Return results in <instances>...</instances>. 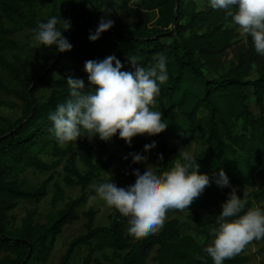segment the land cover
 Listing matches in <instances>:
<instances>
[{
	"label": "trees",
	"instance_id": "trees-1",
	"mask_svg": "<svg viewBox=\"0 0 264 264\" xmlns=\"http://www.w3.org/2000/svg\"><path fill=\"white\" fill-rule=\"evenodd\" d=\"M36 1L0 0V38L8 48H16L8 40L15 31L7 30L5 21L19 20L20 26L34 36L38 25L33 14ZM60 1L66 8L57 13L58 0H49L51 14L71 22L70 30L63 33L72 45L70 52L43 48L42 63L32 69L18 58L7 61L0 55V67L18 87L10 90L0 82V90L22 106L17 119L0 117V264L47 263L56 238L78 220L77 209L87 203L89 186L112 166L107 143L98 138L84 137L63 147L56 141L48 114L69 98L65 80L83 79L87 90L84 64L88 60L101 61L115 55L125 65L122 70H131L127 62L130 58L135 57L140 66L148 67L160 54L167 57L168 80L160 87L156 109L162 111L168 126L154 135L157 152L163 154L162 158L158 155L157 171H169L199 135L205 152L202 158H193L199 172L212 181L186 209L191 233H184L179 221L171 219L157 234L137 239L128 234L127 217L118 211L108 227H95V213L89 211L85 214L84 234L69 243L57 264H70L75 251L83 247L89 251L87 260L96 251L110 249L119 260L117 264H213L204 249L213 239L210 233L218 227L221 205L232 188L247 200L245 212L253 208V202L264 201V56L256 53L252 38L234 25L224 11L213 10L206 2L199 9L197 2L201 0H143L145 9L158 15L154 28L138 24L133 30H126L113 25L94 43L88 37L105 16L92 19L87 13V0ZM41 90L49 92L42 102L37 99ZM249 96L258 115L250 110ZM168 137H175L177 148L168 147ZM111 141L116 145L123 142L118 135ZM132 153H139V148L135 147ZM42 158L53 162L48 165ZM66 158L69 160L63 182L67 187L78 188L80 196L50 214L42 225L35 222L33 213H28L20 226L14 227L10 213L18 203H39L46 197L50 182L46 180L39 188H32L19 177L26 169L51 172ZM76 158L85 167L84 173L77 169ZM137 169L138 163L133 164L129 154L122 175L126 186L134 182L133 172ZM221 169L230 187H218L214 182ZM257 181L259 186L248 193L247 189L255 188ZM59 200H63V192L57 189L55 201ZM260 208L264 209V205ZM172 210L175 209L167 214ZM246 263L247 258L238 255L224 261Z\"/></svg>",
	"mask_w": 264,
	"mask_h": 264
},
{
	"label": "clouds",
	"instance_id": "clouds-1",
	"mask_svg": "<svg viewBox=\"0 0 264 264\" xmlns=\"http://www.w3.org/2000/svg\"><path fill=\"white\" fill-rule=\"evenodd\" d=\"M201 2L213 10L224 11L234 25L252 38L256 53L264 56V0ZM70 27V21L51 16L34 29L33 40L43 48L54 47L58 53L70 52L72 45L63 35ZM112 27L113 21L105 15L90 33L89 41L96 42ZM127 62L131 70H122L125 65L115 55L101 61H86L87 90L83 79L65 80L69 98L48 114L51 131L60 146L84 137L107 143L117 135L131 146L134 137L158 135L168 126L162 111L156 109L160 87L168 80L167 57L160 54L148 67L140 66L135 57ZM153 147L155 141L145 144L143 151L146 153ZM130 155L133 164L147 160L141 153ZM158 155L162 158L163 154ZM133 175L134 182L126 187H118L112 179L100 183L91 199L99 197L108 207L129 218L128 234L137 239L157 233L165 223L168 210H186L212 183L207 174L199 172L197 161L187 152L181 153L169 171L158 172L145 164ZM214 182L218 187H230L222 169ZM246 204L247 200L232 188L221 205L218 227L211 231L213 239L204 249L213 264H224L253 240L264 239V209L255 207L245 212Z\"/></svg>",
	"mask_w": 264,
	"mask_h": 264
},
{
	"label": "rangeland",
	"instance_id": "rangeland-1",
	"mask_svg": "<svg viewBox=\"0 0 264 264\" xmlns=\"http://www.w3.org/2000/svg\"><path fill=\"white\" fill-rule=\"evenodd\" d=\"M197 4L199 9L204 5V3L200 1H198ZM64 8H66V5L58 0L56 12L60 13ZM86 9L88 15L92 19L107 15V18L113 21V25H119L126 30H133L138 24H145V27L148 29L154 28L158 19L156 13L148 12L145 9L143 0H87ZM51 12L52 7L49 0L36 1L33 14L35 15L38 24L46 22L47 19L52 16ZM142 14H144L145 17ZM5 27L9 31H15L8 37V40L12 41L16 45V48H8L0 38V55L7 61H12L14 58H18L29 69L38 67L42 63V57L45 54L43 47L34 42L33 36L30 35L26 28L20 26L19 20L5 21ZM0 82L7 89L13 90L18 88L8 72L1 67ZM48 94V91L41 90L37 93V99L42 102L48 97ZM248 103L251 112L254 115H258L259 110L255 106L251 96H249ZM21 110L22 106L19 101L0 90V117L15 120L20 116ZM152 141H155V147L145 153L143 151L144 145L151 143ZM177 144L178 142L175 137H168V147L170 149L177 148ZM135 147L139 148V153L147 157L145 163H138L139 170H142L145 167V164L150 165L156 171L160 168V159L157 152L158 147L154 135L133 138L131 146L126 145L124 142L119 145L114 144L112 141L107 142V155L112 156L113 158L110 170L102 172L99 175V181L89 186L87 190L89 193L87 203L77 209L78 220L72 225L66 226L62 233L56 238L51 256L45 264H57L67 250L69 243L76 237L84 234V225L87 221L85 214L87 212L92 211L95 213L93 221L95 227H108L110 225L111 219L116 210L108 207L99 197L96 199H91V197L95 196V187L97 185L107 182L110 179H112L118 187H126V182L122 176L126 171L127 159H125V157L131 154ZM182 152H187L192 157L202 158L205 152V147L202 144L201 136L198 135L193 144ZM68 160L69 158L63 160L61 166L51 172L44 173L33 169H26L19 177L20 180L25 181L27 185L32 188H39L46 180H50V182L47 186L46 197L39 203L33 201H20L18 203L17 208L10 213V222L14 227H19L21 220L28 213H33L35 222L42 225L46 222V219L50 214L62 210L69 200L77 199L80 196V190L78 188L67 187L63 182V178L66 175L64 169ZM42 161L48 165L53 162L50 158H42ZM75 164L80 173L86 171L82 162L78 158H76ZM256 183L257 185L255 188L247 189L248 193L255 191L259 186V181ZM57 189L63 192V200L55 201ZM252 205L253 208L262 207L264 201L259 200L253 202ZM187 213V210H172L166 215L165 222L171 219H176L179 221L182 231L190 234L191 230L186 220ZM128 219L129 218H127V227ZM263 248L264 239L253 240L246 245L238 256L246 257V264H264ZM88 255L89 251L87 248H79L75 251L70 264H83L87 260ZM2 257L3 255H0V260ZM118 262L119 260L112 256V251L110 249L96 251L91 258L87 260V264H117Z\"/></svg>",
	"mask_w": 264,
	"mask_h": 264
}]
</instances>
